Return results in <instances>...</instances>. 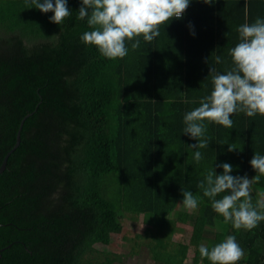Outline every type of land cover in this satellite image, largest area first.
<instances>
[{"label": "trees", "instance_id": "obj_1", "mask_svg": "<svg viewBox=\"0 0 264 264\" xmlns=\"http://www.w3.org/2000/svg\"><path fill=\"white\" fill-rule=\"evenodd\" d=\"M81 3L67 0L71 15L57 25L26 0H0V164L32 112L0 172V264H114L96 245L120 230V214L154 226L182 203L183 189L197 210H176L168 228L143 236L155 264L188 255L189 264H211L199 243L211 250L229 235L244 251L238 264H264V221L234 229L199 187L222 163L233 176L256 175L250 160L264 155V116L236 113L231 129L206 121L203 149L184 133L185 114L213 90L210 68L233 67L237 29L264 19V0H190L182 19L161 25L151 43L139 37L136 50L127 42L116 60L81 41L92 30L78 19ZM252 187L264 192V176Z\"/></svg>", "mask_w": 264, "mask_h": 264}, {"label": "clouds", "instance_id": "obj_2", "mask_svg": "<svg viewBox=\"0 0 264 264\" xmlns=\"http://www.w3.org/2000/svg\"><path fill=\"white\" fill-rule=\"evenodd\" d=\"M43 13L52 12L49 20L57 25L64 23L71 15L67 0H26ZM212 4L215 0H203ZM190 0H82L78 19L87 18L91 31L80 37L85 45H94L99 53L110 60L123 59L128 55L127 42L132 50L140 47V39L151 43L160 35V26L172 19H182ZM239 42L229 50L233 67L224 74L210 68L213 74V90L202 97L200 106L187 112L184 116V133L197 143L189 146L196 149L207 148L209 138L205 133L206 121L231 129V117L243 112L248 117L257 114L264 116V19L257 18L252 24H242L237 29ZM194 35V33H193ZM134 41V42H133ZM217 63L220 57H216ZM208 63V58H206ZM235 148L229 145L228 150ZM194 160L203 159L200 151H195ZM250 165L256 175L249 179L245 176H233V166L222 163L223 173L216 174L210 170L199 187L203 195L212 201L213 210L231 222L236 230H252L264 221V199L252 204V184L264 176V155L254 154ZM226 193L220 199H216ZM182 204L186 210H197L199 201L191 191L182 190ZM199 253L202 259L207 258L211 264H238L244 257V251L237 243L235 236L229 235L222 242L209 250L201 244Z\"/></svg>", "mask_w": 264, "mask_h": 264}, {"label": "rangeland", "instance_id": "obj_3", "mask_svg": "<svg viewBox=\"0 0 264 264\" xmlns=\"http://www.w3.org/2000/svg\"><path fill=\"white\" fill-rule=\"evenodd\" d=\"M26 43L29 45L31 42L26 41ZM247 177L251 179V177ZM252 191L256 193L259 201L264 199V192H259L254 187H252ZM176 210L186 209L181 202H178L174 213L168 217L159 218L154 226L144 221L142 217L135 218L131 212H122L120 214V230L111 235L107 245H96V255L102 256V253L107 252L114 258V264H155V260L148 253L149 246L146 243L148 238L143 236L149 232L159 233L168 228L172 220L176 218ZM180 233L179 231L178 234L180 235ZM205 243L206 241L203 240L198 246L205 245ZM190 262L191 256L188 255L183 264Z\"/></svg>", "mask_w": 264, "mask_h": 264}, {"label": "water", "instance_id": "obj_4", "mask_svg": "<svg viewBox=\"0 0 264 264\" xmlns=\"http://www.w3.org/2000/svg\"><path fill=\"white\" fill-rule=\"evenodd\" d=\"M32 112H28L27 114H25L23 116V118L20 120V123H19V126H18V129L16 131V136H15V143L14 145L6 152V154L4 155L3 159H2V162L0 164V172L5 168V165H6V161H7V158L8 156L10 155V153L12 151H14V149L19 145L20 143V133H21V129H22V125H23V122L25 120L26 117H28L29 115H31ZM3 248L0 249V251L2 250Z\"/></svg>", "mask_w": 264, "mask_h": 264}]
</instances>
